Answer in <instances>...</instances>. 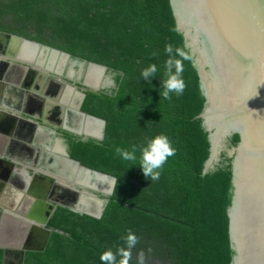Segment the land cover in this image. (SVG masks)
Listing matches in <instances>:
<instances>
[{
    "label": "trees",
    "instance_id": "1",
    "mask_svg": "<svg viewBox=\"0 0 264 264\" xmlns=\"http://www.w3.org/2000/svg\"><path fill=\"white\" fill-rule=\"evenodd\" d=\"M51 28L56 45L115 73L116 87L87 92L82 110L106 121L105 140L71 138V155L93 170L117 178L113 196L101 219L60 208L51 220L54 231L44 253L30 252L25 264H107L101 255L127 249L131 233L138 243L129 264H231L233 250L228 214L232 201V161L226 152L217 169L204 176L211 155L199 75L184 36L177 29L170 0H0V29L7 16ZM43 40V38L38 37ZM45 40V39H44ZM171 58L182 60V95H162L166 45ZM155 65L145 80L141 73ZM175 68H173V73ZM164 135L175 149L162 166L158 180L146 179L140 168L142 149ZM238 145L241 136L231 139ZM132 153L125 160L117 149ZM63 232V233H62ZM151 250V251H149ZM4 252L0 251V264Z\"/></svg>",
    "mask_w": 264,
    "mask_h": 264
},
{
    "label": "water",
    "instance_id": "2",
    "mask_svg": "<svg viewBox=\"0 0 264 264\" xmlns=\"http://www.w3.org/2000/svg\"><path fill=\"white\" fill-rule=\"evenodd\" d=\"M170 4L205 99L203 111L196 117L202 119L210 142L211 155L203 175L217 169L224 151L233 159L232 201L228 210L231 264H264V0H170ZM25 45L36 49L33 60L20 57ZM0 48V64L10 65L6 78L0 80L8 92L27 86L23 85L27 75L32 78L31 84L37 80L35 89L44 86L51 72L66 75L73 83L62 82L66 87L64 105L76 109L81 116L80 126L67 129L83 141L105 140L106 121L82 111V105L87 92L116 87L112 70L1 30ZM46 52L54 56L48 65L43 56ZM62 59L66 60L65 65H61ZM72 69L79 72L70 74ZM90 69L101 74L96 85L88 82ZM79 82L82 90L76 84ZM10 101L15 103V97L8 98L5 104L0 102V125L8 127L12 126V119L15 124L20 119L7 109L15 107ZM4 118L11 120L4 123ZM86 122L96 125L98 133L92 134ZM236 134L241 141L235 146L231 139ZM60 151L61 154H51L55 165L32 169L18 165L0 148L3 264H25L28 253L46 252L54 233L48 226L60 208L96 220L102 218L117 178L84 166L64 145ZM20 174L27 175L33 183L21 182ZM42 180L43 200L32 194L34 183ZM29 196L34 197L31 202Z\"/></svg>",
    "mask_w": 264,
    "mask_h": 264
},
{
    "label": "flooded vegetation",
    "instance_id": "3",
    "mask_svg": "<svg viewBox=\"0 0 264 264\" xmlns=\"http://www.w3.org/2000/svg\"><path fill=\"white\" fill-rule=\"evenodd\" d=\"M5 23L9 27L20 28V31H22V33H15L13 31L5 29H0L1 31L16 34L30 41H36L44 46L69 53L68 51L59 47V45H56L58 38H56V35L51 28H46L43 32H41L38 30L36 23L26 25V23H23L21 20H15L13 15L7 16L5 18ZM38 37L43 38V40L39 39ZM39 55L40 54H38V57ZM71 55L73 57H78L74 56L73 54ZM43 56L47 58V65L50 64L49 62H51V60H53L54 58L52 52L43 53ZM9 68V64H0V80H4L6 78ZM31 82L32 78L27 75L26 81L23 82V85L27 86H21L20 89H18L17 87H15L14 89L11 88L9 92L6 87L2 86L0 83V102L2 101V103L5 104L8 98L12 99V97H15V103L14 101H10V105L12 104L15 107L7 109L20 116V119L18 121H15L17 122L16 124L14 123L13 119L11 120L8 118H4V123H8L9 120H11L13 123L12 126L9 127L2 124L0 125V136H7L10 133L13 135L12 137L16 135L19 139H22L24 141L18 142L16 147L8 151L11 157L10 159H13L11 156L12 153L18 152L17 156L22 161L21 163H23V165L28 166L30 164L29 167H31L32 169L36 167L40 169L42 167L45 169L46 165H55V158L51 156V154H60L59 152L57 153L55 151L57 140H61L64 147H66L68 151H71V138L75 137L81 139L80 136L72 133L67 129L80 126L81 116L76 109L72 108L69 105H64L65 101L63 92L66 87L62 82L73 83L72 81H69L66 75L60 76L56 72H51L49 78L46 80V83L42 88L38 87L37 89H35L37 80L34 82V85L31 84ZM76 84H78L80 90H82L81 83L79 82ZM111 89L113 88L111 87L109 90ZM38 119H41L42 121ZM34 121H37V123ZM38 123H40L41 126L44 127L46 125H51V130H45L47 132L45 134L44 129L39 130V126L37 125ZM47 158L48 161L50 159L51 164L50 162L46 161ZM18 179L21 180V182L26 181V183H33V181H31V179H29L28 176L24 174L18 175ZM42 185H44L43 180L39 181V183H34V187L32 190L33 196H38V198H40L41 200H43V196H45L43 195L44 193ZM37 187H39V190L37 189ZM53 195L54 194H51L52 197H55ZM33 196L32 198L29 196L30 202L32 201V199H34ZM47 201L51 202V200L49 199ZM48 229L51 230L50 224L48 226ZM34 245L36 247L39 246L36 242Z\"/></svg>",
    "mask_w": 264,
    "mask_h": 264
},
{
    "label": "clouds",
    "instance_id": "4",
    "mask_svg": "<svg viewBox=\"0 0 264 264\" xmlns=\"http://www.w3.org/2000/svg\"><path fill=\"white\" fill-rule=\"evenodd\" d=\"M165 52L169 55V59L165 63V75L168 77L165 81L162 82V95L165 99H170V93L175 92L177 96L182 95L186 84L182 79L183 73V64L182 60L171 58L173 53V46L166 45ZM175 52L178 56H180L183 60H189L191 57L186 54L182 49H175ZM173 68H175V72L173 73ZM157 71L155 65H151L149 68L145 69L141 75L145 80H148L150 76H153ZM134 151L132 153L123 151L122 149H117V152L125 159V160H134ZM175 155V149L171 147L170 141L164 135H160L155 137L153 140L149 142L146 148L142 149V163L140 168L142 169L143 175L146 179L151 178V180H158L160 177V171L162 166L166 163L167 158ZM127 249H118L117 254L122 257L119 261V264H129L131 259V249L135 247L138 243V239L135 235L129 234L126 239ZM151 251V250H149ZM101 261L107 262V264H116V256L109 250L104 252L101 257ZM145 255L144 252L141 251L138 254L139 264H144Z\"/></svg>",
    "mask_w": 264,
    "mask_h": 264
},
{
    "label": "bare ground",
    "instance_id": "5",
    "mask_svg": "<svg viewBox=\"0 0 264 264\" xmlns=\"http://www.w3.org/2000/svg\"><path fill=\"white\" fill-rule=\"evenodd\" d=\"M36 55V49L30 46H23L22 47V51L20 54V57L23 59H28V60H33L35 58ZM66 64V60L62 59L61 60V65H65ZM74 72H79V71H75V70H71L70 74H74ZM77 75V74H76ZM100 76L101 74L96 71L95 69H90L89 70V74H88V82L92 85H96L98 84L99 80H100ZM86 128L89 129V131L92 134H97L98 133V128L96 127V125L94 126L93 124H91L90 122H86ZM57 150H63V145H57Z\"/></svg>",
    "mask_w": 264,
    "mask_h": 264
},
{
    "label": "crops",
    "instance_id": "6",
    "mask_svg": "<svg viewBox=\"0 0 264 264\" xmlns=\"http://www.w3.org/2000/svg\"><path fill=\"white\" fill-rule=\"evenodd\" d=\"M34 122L37 123V121H34ZM19 124H20V122H19ZM37 125L39 126V130L44 129V133L45 134L47 133L45 130H51V125H46L45 127L44 126H41L40 123H38ZM47 141H48V138H47ZM18 142H24V141L22 139H19L16 135L14 137L9 136V135H7V136H4V135L0 136V148H4L5 149V156L11 158L10 155H9V153H8V151L10 149L16 147ZM61 144L62 143H59L58 140H57V144L55 146V148H56L55 151L57 153L59 152L60 154L62 152L60 150H57V145H61ZM17 154H18V152H14V153L11 154V156L13 158L12 160L15 161L18 165H21L23 163H21L22 161L19 159V157L17 156ZM25 167L31 168V167H29L27 165H25Z\"/></svg>",
    "mask_w": 264,
    "mask_h": 264
}]
</instances>
